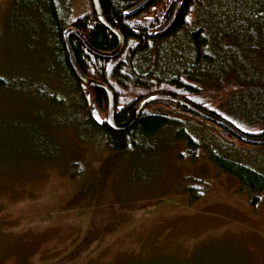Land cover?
<instances>
[{"label":"rangeland","instance_id":"obj_1","mask_svg":"<svg viewBox=\"0 0 264 264\" xmlns=\"http://www.w3.org/2000/svg\"><path fill=\"white\" fill-rule=\"evenodd\" d=\"M211 4L202 17L218 48L203 82L218 95L214 107L252 132L264 120V33L242 30L243 20L229 16L231 1ZM90 7V0H0V264H264V190L253 204L208 146L264 173V144L157 105L149 111L186 122L177 125L182 134L199 133V159L185 156L176 128L122 153L86 126L58 30ZM188 40L158 42L151 63L168 72L189 66ZM83 90L101 120L108 110L98 112ZM190 186L203 189L199 199L191 200Z\"/></svg>","mask_w":264,"mask_h":264},{"label":"trees","instance_id":"obj_2","mask_svg":"<svg viewBox=\"0 0 264 264\" xmlns=\"http://www.w3.org/2000/svg\"><path fill=\"white\" fill-rule=\"evenodd\" d=\"M91 1V0H90ZM106 20L116 28L125 38L122 52L115 57L105 58L90 51L76 36L70 37L71 46L76 61L82 72L89 78L106 83L115 95V119L117 122L129 118L134 106L142 98L155 92H171L178 94L196 105L217 114L239 127L238 119L224 117L219 108L214 107L217 94L210 93L203 82V70L205 64L214 58V51L218 48V39L215 30L207 21L203 20L214 0H153L141 11L129 13L142 0H99ZM235 5V9L229 14L230 18L243 20L242 30H256L264 33V0H228ZM172 26L164 33H158L173 17ZM73 26L84 33L92 47L101 51H113L119 44V39L110 29L102 24L97 14L91 7L88 11L76 18L66 20L59 27V44L63 53V64L77 81L82 100V111L86 115L85 123L88 128L99 131L107 145L112 150L126 153L132 145L137 144L140 138L153 136L166 128H176L174 133L179 140L186 145L185 156L196 161L204 144L199 133L182 134L180 127L186 122L175 116H169L159 111H149L153 105L177 108L181 112L191 113L185 107L166 100L154 101L147 104L132 126L123 131L110 128L103 116L97 119L88 107V98L83 90L86 87L98 112L108 110L109 102L106 92L101 88L90 87L80 81L70 67L66 49L63 43L62 32L65 28ZM188 37L186 46L190 53L191 64L183 69L172 72L159 70L152 64L150 58L154 46L158 42H165L175 37ZM193 63V64H192ZM4 80L0 79V87ZM93 95V96H92ZM49 99H53L52 95ZM96 111V112H97ZM198 117V116H197ZM264 120L256 123L248 134L264 136ZM263 124V125H262ZM240 128V127H239ZM210 137L213 138L210 134ZM211 141V140H209ZM213 143V142H212ZM213 162L223 171L234 175L242 185L252 193L251 202L255 204L259 193L264 190V173L241 161L212 151L208 144ZM198 186H190L187 191L191 200L199 199L203 191ZM87 241V240H86ZM86 243L81 245L85 247ZM79 248L78 250H80ZM58 261H53L56 264ZM15 264H42L30 263L23 259ZM59 264V262H58Z\"/></svg>","mask_w":264,"mask_h":264},{"label":"water","instance_id":"obj_3","mask_svg":"<svg viewBox=\"0 0 264 264\" xmlns=\"http://www.w3.org/2000/svg\"><path fill=\"white\" fill-rule=\"evenodd\" d=\"M151 1L153 0H142L140 3H138L135 7L130 10L129 13L134 14L139 11H141L145 6H147ZM93 8L97 14L98 20L104 24L108 29H110L114 34L119 39V44L117 48L113 51H101L97 50L94 47L90 45V43L87 41L85 35L83 32L78 30L77 28L73 26H69L65 28L62 32V38H63V43L66 49L67 57H68V62L70 64V67L74 71L75 75L77 78L82 81L84 84L90 86V87H96V88H101L103 89L107 96H108V102H109V107H108V112L107 115L105 116V120L107 125L116 130V131H123L129 128L134 124L136 119L138 118L139 114L142 112L144 107L154 101H159V100H166V101H171L174 103H177L192 113L196 114L197 116L211 121L215 123L216 125L220 126L222 128V133L223 134H228L229 136H233L238 138L239 140L246 142V143H251V144H264V136H254L251 134H248V132L241 130L239 127L234 125L233 123L229 122L228 120L224 119L223 117L214 114L198 105L195 103L191 102L190 100L178 95L174 94L171 92H155L152 94L147 95L146 97L142 98L137 104L134 106L129 118L125 121L122 122H117L115 119V107H116V102H115V95L112 89L106 84L101 81L95 80L93 78H89L86 76L82 70L80 69L72 46L70 42V37L71 36H76L78 37L84 44L85 46L95 53L96 55H99L101 57L105 58H112L115 56H118L125 45V38L124 36L116 29L114 28L105 18L104 13L102 11L100 1L99 0H91ZM175 18V13L172 17V19L163 27L160 29L158 33H164L166 32L173 24Z\"/></svg>","mask_w":264,"mask_h":264},{"label":"flooded vegetation","instance_id":"obj_4","mask_svg":"<svg viewBox=\"0 0 264 264\" xmlns=\"http://www.w3.org/2000/svg\"><path fill=\"white\" fill-rule=\"evenodd\" d=\"M222 130V129H221Z\"/></svg>","mask_w":264,"mask_h":264}]
</instances>
